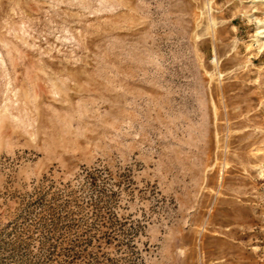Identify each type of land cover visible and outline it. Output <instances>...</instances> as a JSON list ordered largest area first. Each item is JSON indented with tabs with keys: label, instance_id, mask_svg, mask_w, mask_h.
Wrapping results in <instances>:
<instances>
[{
	"label": "rangeland",
	"instance_id": "374dc122",
	"mask_svg": "<svg viewBox=\"0 0 264 264\" xmlns=\"http://www.w3.org/2000/svg\"><path fill=\"white\" fill-rule=\"evenodd\" d=\"M262 26L264 0H0V264H264Z\"/></svg>",
	"mask_w": 264,
	"mask_h": 264
},
{
	"label": "bare ground",
	"instance_id": "6f19581e",
	"mask_svg": "<svg viewBox=\"0 0 264 264\" xmlns=\"http://www.w3.org/2000/svg\"><path fill=\"white\" fill-rule=\"evenodd\" d=\"M256 34H257L256 37L263 42L264 41L263 40L264 39V26L259 27Z\"/></svg>",
	"mask_w": 264,
	"mask_h": 264
}]
</instances>
